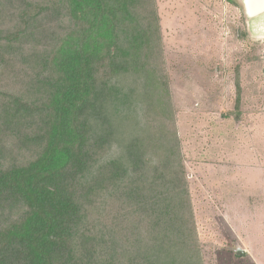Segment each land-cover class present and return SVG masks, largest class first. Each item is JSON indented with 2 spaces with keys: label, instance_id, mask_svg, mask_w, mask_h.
Returning <instances> with one entry per match:
<instances>
[{
  "label": "trees",
  "instance_id": "1",
  "mask_svg": "<svg viewBox=\"0 0 264 264\" xmlns=\"http://www.w3.org/2000/svg\"><path fill=\"white\" fill-rule=\"evenodd\" d=\"M0 264H205L157 0H0Z\"/></svg>",
  "mask_w": 264,
  "mask_h": 264
},
{
  "label": "rangeland",
  "instance_id": "2",
  "mask_svg": "<svg viewBox=\"0 0 264 264\" xmlns=\"http://www.w3.org/2000/svg\"><path fill=\"white\" fill-rule=\"evenodd\" d=\"M157 5L204 262L264 264V8L252 16L244 0Z\"/></svg>",
  "mask_w": 264,
  "mask_h": 264
},
{
  "label": "bare ground",
  "instance_id": "3",
  "mask_svg": "<svg viewBox=\"0 0 264 264\" xmlns=\"http://www.w3.org/2000/svg\"><path fill=\"white\" fill-rule=\"evenodd\" d=\"M244 4L246 5L248 13H251L252 16L256 15L261 9L264 8V0H244Z\"/></svg>",
  "mask_w": 264,
  "mask_h": 264
},
{
  "label": "water",
  "instance_id": "4",
  "mask_svg": "<svg viewBox=\"0 0 264 264\" xmlns=\"http://www.w3.org/2000/svg\"><path fill=\"white\" fill-rule=\"evenodd\" d=\"M250 15H252L251 13H250ZM238 255H241L242 253H243V251L242 250H237V252H236Z\"/></svg>",
  "mask_w": 264,
  "mask_h": 264
},
{
  "label": "crops",
  "instance_id": "5",
  "mask_svg": "<svg viewBox=\"0 0 264 264\" xmlns=\"http://www.w3.org/2000/svg\"><path fill=\"white\" fill-rule=\"evenodd\" d=\"M186 166H187V165H186ZM187 170H188V169H187ZM243 253H244V252H243ZM243 253H242V254H243ZM236 254H237V253H236ZM242 254H241V255H242ZM237 255H238V254H237ZM238 256H239V255H238Z\"/></svg>",
  "mask_w": 264,
  "mask_h": 264
}]
</instances>
